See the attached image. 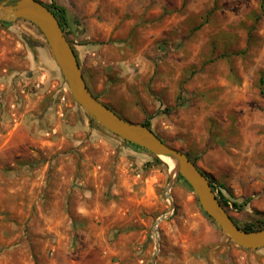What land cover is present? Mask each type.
Wrapping results in <instances>:
<instances>
[{"label":"rangeland","instance_id":"rangeland-1","mask_svg":"<svg viewBox=\"0 0 264 264\" xmlns=\"http://www.w3.org/2000/svg\"><path fill=\"white\" fill-rule=\"evenodd\" d=\"M55 1L66 8L73 46L75 30H87L80 19L99 30L103 21L114 24L127 38L125 57L145 77L138 88L107 89L112 107L122 117L153 115L151 129L189 153L216 189L224 186L239 225L264 214V0ZM6 22L0 264H151L157 239L155 264H264V247L237 246L179 177L168 212L171 162L91 121L40 30L27 20ZM157 94L170 109L162 115Z\"/></svg>","mask_w":264,"mask_h":264},{"label":"water","instance_id":"water-1","mask_svg":"<svg viewBox=\"0 0 264 264\" xmlns=\"http://www.w3.org/2000/svg\"><path fill=\"white\" fill-rule=\"evenodd\" d=\"M3 0L0 2V21L24 19L34 24L43 34L54 62L58 66L72 99L84 109L91 119L106 130L127 142L136 144L160 158H168L175 163L171 169L169 182L164 196L169 200L168 212L174 209L170 189L179 176H182L195 193L201 208L213 219L221 230L237 245L256 250L264 247V227L244 230L231 218L219 202L206 174L194 164L186 153L170 146L141 122H133L117 114L109 106L96 99L89 90L76 58L73 47L64 34L55 14L40 0ZM163 213L154 224L158 234V224ZM156 252L151 264H155L159 241L155 243Z\"/></svg>","mask_w":264,"mask_h":264},{"label":"crops","instance_id":"crops-1","mask_svg":"<svg viewBox=\"0 0 264 264\" xmlns=\"http://www.w3.org/2000/svg\"><path fill=\"white\" fill-rule=\"evenodd\" d=\"M80 20L87 30L84 33H79L75 30L72 39L76 43L74 49L84 80L93 95L97 96L101 102L120 115L121 113L112 107L116 106L117 102L114 97L109 95L107 89L114 88L116 84H119L117 89L121 92L125 91L126 85L130 87V85L134 84L138 88V82L145 77V72L142 71V67H138L139 62L137 60L134 61V59L131 60L125 57V51L129 47L125 42L127 38L116 31L113 32L114 24L110 27L103 21V28L99 30L94 29L92 21L88 19ZM45 53L47 56L50 55L49 50ZM135 66L139 69L136 70ZM126 71L130 72L126 74ZM101 74H105L104 81L99 78ZM115 75L117 76L116 78ZM126 78L128 79L127 84L122 83ZM158 94H160V90ZM158 96L162 99L164 106L168 105L162 95ZM142 97L145 99L144 94H142ZM127 113L128 115H125L123 118H132L134 119L133 122L141 123L144 120L143 113L140 116L132 112ZM160 114L162 115L163 113ZM161 115L159 117H162Z\"/></svg>","mask_w":264,"mask_h":264},{"label":"trees","instance_id":"trees-1","mask_svg":"<svg viewBox=\"0 0 264 264\" xmlns=\"http://www.w3.org/2000/svg\"><path fill=\"white\" fill-rule=\"evenodd\" d=\"M13 1V0H12ZM11 1V2H12ZM43 3V2H42ZM49 10H51L54 14H55V16H56V18L58 19V21H59V24H60V26H61V28H62V30L64 31V34H65V36L67 37L68 35H67V32H66V29H67V27H68V24H67V18H66V8L65 7H63V6H60V5H58L57 4V2L55 1V0H52L49 4H47V3H43ZM21 20H24V19H21ZM1 23H7L6 21H0ZM67 39H68V37H67ZM69 40V42H70V44H71V46L73 47V49H74V46H73V43H72V41L70 40V39H68ZM74 52H75V49H74ZM75 54H76V52H75ZM260 83H263V80L262 79H260ZM260 91H261V93L264 95V89L263 88H261L260 87ZM96 99H98L99 100V98L97 97V96H95V95H93ZM170 109L169 108H167L166 106H161V108H159V113H166V111L168 112ZM153 117V115H147L146 114V116H145V120L142 122V124H144L145 126H147L148 128H150L151 129V126H150V119ZM90 120L91 121H93V122H95L93 119H91L90 118ZM152 130V129H151ZM156 134V133H155ZM158 137H159V135H157ZM160 138V137H159ZM163 140V139H162ZM125 143H128V144H130V145H132V146H134V147H137V148H142V147H140V146H138V145H136V144H133V143H130V142H127V141H125V140H123ZM164 141V140H163ZM165 142V141H164ZM142 149H144V148H142ZM184 152V151H183ZM184 153H186L187 154V156L189 157V159L194 163V164H196V160L194 159V158H192L190 155H189V153H187V152H184ZM153 154V153H152ZM155 157L158 159V156H156L155 155ZM201 170V169H200ZM206 177H207V179L209 180V182H210V184H211V187H212V189H213V191L215 192V194H216V196H217V198H218V200H219V202L221 203V205L225 208V210L229 213V204H228V199L226 198V196L223 194V192H222V188H224V186H222V185H220V187H221V189L219 188V189H216V186H215V184H214V182L206 175ZM179 178L180 179H182V180H184L185 181V179L182 177V176H179ZM185 183L190 187V185L185 181ZM192 189V188H191ZM233 205L234 206H236L237 204L234 202L233 203ZM257 214H259V218H257V219H254V220H251L248 224H246V225H243V226H241V225H239L238 223H237V221H235V219L231 216V218L233 219V221L240 227V228H242V229H244V230H256V229H260V228H263L264 227V214H260V213H257ZM208 216V215H207ZM209 217V216H208Z\"/></svg>","mask_w":264,"mask_h":264},{"label":"bare ground","instance_id":"bare-ground-1","mask_svg":"<svg viewBox=\"0 0 264 264\" xmlns=\"http://www.w3.org/2000/svg\"><path fill=\"white\" fill-rule=\"evenodd\" d=\"M163 159H167V160H169V162H171L172 169L174 168L175 163H174L172 160H170V159H168V158H165V157H163Z\"/></svg>","mask_w":264,"mask_h":264},{"label":"built area","instance_id":"built-area-1","mask_svg":"<svg viewBox=\"0 0 264 264\" xmlns=\"http://www.w3.org/2000/svg\"><path fill=\"white\" fill-rule=\"evenodd\" d=\"M65 98H63V100H64Z\"/></svg>","mask_w":264,"mask_h":264}]
</instances>
